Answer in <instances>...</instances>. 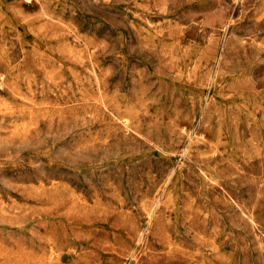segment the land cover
I'll list each match as a JSON object with an SVG mask.
<instances>
[{"label": "rangeland", "instance_id": "1", "mask_svg": "<svg viewBox=\"0 0 264 264\" xmlns=\"http://www.w3.org/2000/svg\"><path fill=\"white\" fill-rule=\"evenodd\" d=\"M0 264H264V0H0Z\"/></svg>", "mask_w": 264, "mask_h": 264}, {"label": "bare ground", "instance_id": "2", "mask_svg": "<svg viewBox=\"0 0 264 264\" xmlns=\"http://www.w3.org/2000/svg\"><path fill=\"white\" fill-rule=\"evenodd\" d=\"M242 1H243V0H242ZM237 2H238V1H237ZM242 4H243V3H242ZM245 4H246V3H245ZM245 12H246V11H245ZM184 156H185V155H184ZM75 173H76V172H75ZM51 191H52V190H51ZM51 191H50V192H51ZM170 228H172V227H170ZM174 228H175V226H174ZM22 259H23V258H22Z\"/></svg>", "mask_w": 264, "mask_h": 264}]
</instances>
